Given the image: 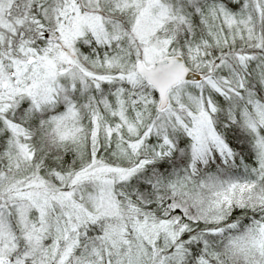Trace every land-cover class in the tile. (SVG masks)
Here are the masks:
<instances>
[{
  "label": "snow or ice",
  "instance_id": "1",
  "mask_svg": "<svg viewBox=\"0 0 264 264\" xmlns=\"http://www.w3.org/2000/svg\"><path fill=\"white\" fill-rule=\"evenodd\" d=\"M0 264H264V0H0Z\"/></svg>",
  "mask_w": 264,
  "mask_h": 264
}]
</instances>
